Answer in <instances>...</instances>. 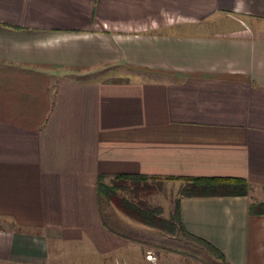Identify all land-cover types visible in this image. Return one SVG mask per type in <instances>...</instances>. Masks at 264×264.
Here are the masks:
<instances>
[{"label": "crops", "instance_id": "1", "mask_svg": "<svg viewBox=\"0 0 264 264\" xmlns=\"http://www.w3.org/2000/svg\"><path fill=\"white\" fill-rule=\"evenodd\" d=\"M120 174L245 179L180 222L264 264V0H0V264H149L98 201Z\"/></svg>", "mask_w": 264, "mask_h": 264}, {"label": "trees", "instance_id": "2", "mask_svg": "<svg viewBox=\"0 0 264 264\" xmlns=\"http://www.w3.org/2000/svg\"><path fill=\"white\" fill-rule=\"evenodd\" d=\"M161 177L145 175H114L103 180L97 177L95 190L98 201L113 205L129 219L154 229L160 237L172 239L184 237L187 240L208 246L206 242L192 236L184 231L179 215L178 198L176 197L172 210L167 216L160 215V208L151 205L146 196L150 194L151 185H147V180L157 181ZM164 179H178L182 182L177 190L178 196H237L246 195L249 191L248 182L239 177H164ZM250 214H264V201L250 202L248 207ZM180 232V236H174ZM209 249L216 253L210 246ZM217 257L221 255L217 253Z\"/></svg>", "mask_w": 264, "mask_h": 264}, {"label": "rangeland", "instance_id": "3", "mask_svg": "<svg viewBox=\"0 0 264 264\" xmlns=\"http://www.w3.org/2000/svg\"><path fill=\"white\" fill-rule=\"evenodd\" d=\"M146 184L152 186L150 194L146 196L147 201L151 205L159 206L161 216H167L170 210H172L173 202L176 198V188L178 186L172 181H164L159 187L157 186V181L147 180ZM251 192V197L254 198V194H257L258 189L254 187ZM258 194L261 193L259 192ZM104 204L105 202L102 203V205ZM110 206L109 209L116 212L115 225L118 229L125 230L128 235L134 236L135 238L139 237L141 240L147 239L149 241L144 247L149 249L147 254L150 255V260L145 258L144 255L146 254H142L145 262H149V264H220L208 252L207 248L201 244L185 239L180 236V232L174 235L178 236L179 234L180 238L172 239L166 236L160 237V234L154 229L144 227V225L130 220L128 221V227L124 225L119 226L118 220L119 218H123L122 214L113 205ZM105 208L106 206L101 209L104 218H106Z\"/></svg>", "mask_w": 264, "mask_h": 264}, {"label": "built area", "instance_id": "4", "mask_svg": "<svg viewBox=\"0 0 264 264\" xmlns=\"http://www.w3.org/2000/svg\"><path fill=\"white\" fill-rule=\"evenodd\" d=\"M145 258L150 259V255L149 254H146L145 255Z\"/></svg>", "mask_w": 264, "mask_h": 264}]
</instances>
